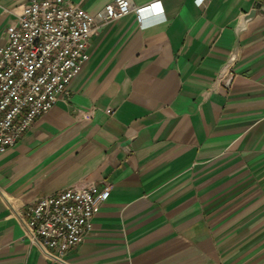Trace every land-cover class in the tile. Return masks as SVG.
<instances>
[{
  "label": "crops",
  "instance_id": "0c3cea01",
  "mask_svg": "<svg viewBox=\"0 0 264 264\" xmlns=\"http://www.w3.org/2000/svg\"><path fill=\"white\" fill-rule=\"evenodd\" d=\"M27 1L0 0V46ZM131 1L160 10L101 26L67 102L0 151V264H264V0ZM87 182L109 195L50 259L15 211Z\"/></svg>",
  "mask_w": 264,
  "mask_h": 264
},
{
  "label": "built area",
  "instance_id": "2783aa9c",
  "mask_svg": "<svg viewBox=\"0 0 264 264\" xmlns=\"http://www.w3.org/2000/svg\"><path fill=\"white\" fill-rule=\"evenodd\" d=\"M150 8L160 10L157 1L136 6L131 0H109L94 12L71 0L19 4L0 46V151L11 147L55 102H67L69 83L88 58L92 34L130 11L142 24ZM234 61L235 53L230 52L218 72L217 81L225 87L234 78ZM109 190L106 182L72 184L25 203L15 211L16 218L45 256L63 260L91 229L94 208Z\"/></svg>",
  "mask_w": 264,
  "mask_h": 264
}]
</instances>
